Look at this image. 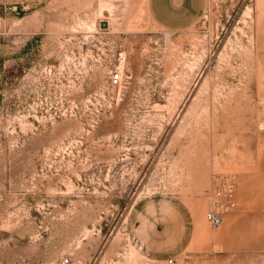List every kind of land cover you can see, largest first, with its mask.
<instances>
[{
  "label": "rangeland",
  "instance_id": "1",
  "mask_svg": "<svg viewBox=\"0 0 264 264\" xmlns=\"http://www.w3.org/2000/svg\"><path fill=\"white\" fill-rule=\"evenodd\" d=\"M0 264H264V0H0Z\"/></svg>",
  "mask_w": 264,
  "mask_h": 264
},
{
  "label": "built area",
  "instance_id": "2",
  "mask_svg": "<svg viewBox=\"0 0 264 264\" xmlns=\"http://www.w3.org/2000/svg\"><path fill=\"white\" fill-rule=\"evenodd\" d=\"M122 73L114 71L111 83L116 86L121 83ZM238 182L235 175H221L216 179L208 194V205L205 214L207 223L213 229H218L227 214L237 207ZM65 262H68L67 260Z\"/></svg>",
  "mask_w": 264,
  "mask_h": 264
},
{
  "label": "crops",
  "instance_id": "3",
  "mask_svg": "<svg viewBox=\"0 0 264 264\" xmlns=\"http://www.w3.org/2000/svg\"><path fill=\"white\" fill-rule=\"evenodd\" d=\"M183 0H170L171 6L172 7H178L182 3Z\"/></svg>",
  "mask_w": 264,
  "mask_h": 264
}]
</instances>
